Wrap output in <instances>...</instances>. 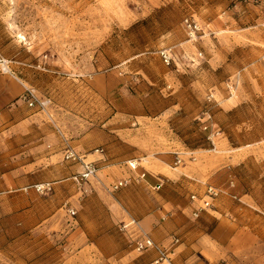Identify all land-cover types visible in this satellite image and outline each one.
Returning a JSON list of instances; mask_svg holds the SVG:
<instances>
[{"label":"rangeland","instance_id":"1","mask_svg":"<svg viewBox=\"0 0 264 264\" xmlns=\"http://www.w3.org/2000/svg\"><path fill=\"white\" fill-rule=\"evenodd\" d=\"M0 264H264V0H0Z\"/></svg>","mask_w":264,"mask_h":264},{"label":"built area","instance_id":"2","mask_svg":"<svg viewBox=\"0 0 264 264\" xmlns=\"http://www.w3.org/2000/svg\"><path fill=\"white\" fill-rule=\"evenodd\" d=\"M185 25L188 28L189 31L194 32L195 30L198 29V25L195 24V22H190L189 19L185 20ZM162 57L164 59V62L166 64H170L172 61V57L171 55L166 51L165 53L162 54ZM30 95L27 97L25 96V101L27 102L29 107H33L34 106V101H37V98L35 97L34 94H32L31 92H29ZM96 153H103V151L100 152V150H97ZM65 159L67 161H79L81 164V168H82V172L80 174V177L83 180H87L89 179V177H93L97 174V168L96 165L93 162H86L85 160H83L84 158L79 157L75 152H70L68 151L65 155ZM180 162V161H179ZM141 164L138 161H131L128 163V168L130 169V172L133 174L132 176H130L128 179H124L121 180L117 183H115L112 186V191H118L122 188L128 187L129 184H131L133 177L136 180H145L147 177V173L146 172H141L140 171V166ZM161 184H157L155 186V189H160ZM45 187L41 186L40 190H44ZM222 195V190L220 188H217L215 186H209L206 192V196L203 199H197V197H193L192 201L195 204L197 201L202 202L203 204L200 205L196 210L197 213L195 214L196 217H198L199 213L198 212H202V211H212L213 210V202L216 201L218 198H220V196ZM236 198V197H235ZM70 214L71 216H74L76 214V212L74 210H70ZM156 246L154 244V242L147 238H141L137 241L136 243V248L138 252H144L145 250L148 249H154ZM160 256V261L164 260V252L163 250H161L160 248L158 249Z\"/></svg>","mask_w":264,"mask_h":264},{"label":"crops","instance_id":"3","mask_svg":"<svg viewBox=\"0 0 264 264\" xmlns=\"http://www.w3.org/2000/svg\"><path fill=\"white\" fill-rule=\"evenodd\" d=\"M87 162V160H85Z\"/></svg>","mask_w":264,"mask_h":264}]
</instances>
